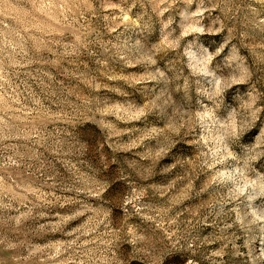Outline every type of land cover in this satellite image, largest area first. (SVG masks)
Returning a JSON list of instances; mask_svg holds the SVG:
<instances>
[{
	"label": "rangeland",
	"instance_id": "374dc122",
	"mask_svg": "<svg viewBox=\"0 0 264 264\" xmlns=\"http://www.w3.org/2000/svg\"><path fill=\"white\" fill-rule=\"evenodd\" d=\"M262 21L261 0H0V264H143L122 226L187 237L175 264H264V227L232 225L264 209L256 185L239 194L264 182V132L220 156L218 126L195 120L213 104L192 43L223 27L251 105L230 123L253 129Z\"/></svg>",
	"mask_w": 264,
	"mask_h": 264
},
{
	"label": "clouds",
	"instance_id": "9594fccd",
	"mask_svg": "<svg viewBox=\"0 0 264 264\" xmlns=\"http://www.w3.org/2000/svg\"><path fill=\"white\" fill-rule=\"evenodd\" d=\"M261 2L264 3V0H261ZM196 31L198 35L193 38L192 43L203 51L200 61L201 74L211 77V89L204 99L213 104L212 108L205 107L202 113H196V124L201 125L206 119L213 120L220 130V139L224 145L219 150L220 156L224 159L231 158L235 160L237 156L232 153L229 145L237 144L240 153L243 154L255 139L257 132H264V124H258L253 129H248L247 125L243 123L239 129L232 126L230 121H232L238 108L251 109V105L245 99L247 90L235 86L239 81L235 78V72L231 64L226 63L229 53L235 55L233 51L234 46L229 44L228 40L221 35L223 27L219 29L200 28ZM185 36H188L187 32L182 33L178 39H183ZM207 38H211V40ZM176 47L179 48V44ZM186 54V52L177 53L181 60H183ZM238 67L239 64H237ZM197 104H203V100L199 96L197 97ZM217 108L221 109L219 113L216 111ZM256 111L259 110L257 109ZM256 111L253 112V118H256ZM246 166L247 161H245ZM253 185H256L258 189L256 196H264V182L257 184V181L246 182L239 190V194L243 195ZM232 211L236 213L232 225L239 228V230L245 231L251 225L264 227V209L260 212L252 209L243 214L238 209H233ZM225 227H230V225L225 224ZM120 235L122 241L127 243L134 253H143V264H175V257L177 255L183 259L185 252L192 253L195 251L187 237H182L184 243L181 244V237H178L176 240H168L154 230L137 231L130 228L125 229L123 226L120 230ZM262 243H264V238H262ZM145 250L147 251L145 252ZM185 264H193V261L187 259L185 260Z\"/></svg>",
	"mask_w": 264,
	"mask_h": 264
}]
</instances>
